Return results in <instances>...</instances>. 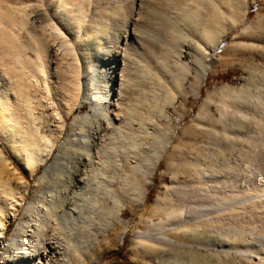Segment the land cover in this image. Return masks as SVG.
Listing matches in <instances>:
<instances>
[{
  "label": "rangeland",
  "instance_id": "rangeland-1",
  "mask_svg": "<svg viewBox=\"0 0 264 264\" xmlns=\"http://www.w3.org/2000/svg\"><path fill=\"white\" fill-rule=\"evenodd\" d=\"M26 1L29 2L30 20L35 19L37 12L46 11L42 0ZM114 1L106 0L105 4L101 1L97 9L92 7L91 12L95 9L96 13L106 12ZM122 1V14L107 21L106 37L103 36L91 58L93 67L88 70L90 87L99 91L109 80L111 93H116L120 83L116 67H120L122 62L115 67L111 59L115 54L122 55L123 50L127 51L129 55L125 59L128 64L125 59L124 63L132 76H147V87L162 85L159 95L161 104L153 110V118L146 129L152 134V143L144 151L140 149L142 156L138 155L135 161L120 156L113 168H105L106 171L92 169L87 173L86 181L83 180L85 184L81 182L79 187L72 186L67 182L69 166L74 161V152L84 147L81 141L85 133L78 136V122L90 123L87 117L97 112L98 105L87 86L81 90L75 109L66 118L59 111L56 98L48 94L45 84L39 81L40 92L37 93V101L32 100L31 106L42 114V118L33 123L30 121L29 128L35 126L38 137L50 140L54 148L47 161L31 173L23 164L29 154L23 151L17 155L0 141V185L7 187L6 195L10 197L5 209L15 210L12 216L5 214L7 222L0 229V264L16 263L13 258L19 253L16 247L22 245L21 228L29 222L30 216L38 215L41 204L51 206L45 240L54 242L55 249L40 259L35 256L34 264H180L181 255L190 250L215 263L216 228L202 229L204 233L199 228L197 232L201 236L198 233L193 236L192 232H187L183 237L168 235L172 246H163L165 251L161 254L146 252L147 244L157 246L153 237L148 240L143 236V232L154 234L160 228L153 226L162 217L153 214L155 201L167 191L177 193L179 190L184 193V198L186 196L185 199L181 198L188 202L182 201L187 205L184 208L186 211L193 200L195 203L203 200L201 195L205 198L221 192L237 193L264 188L263 106L250 103L246 111L243 109L247 113V119L241 120L243 129L231 124L230 114L224 115L222 112L225 104L222 94L246 85L251 74L256 81L252 80L254 87L250 85L249 88L251 95L256 94L252 95V99L264 100V0H216L220 7L229 10L237 26L225 34L224 42L216 49L213 59L207 62L209 68L203 81L199 80L202 62L191 59L187 61V72L180 71L178 80H172L170 75L161 71L149 51H155L156 46L164 41L166 22L151 15L146 3L141 5L138 0ZM102 3H107L106 8ZM126 13H131V19L139 14L146 20L147 28L144 31L147 32L143 37L138 35L139 32L133 37L131 19L128 22L123 20ZM123 22L127 23V27ZM45 28V33L50 35V69L57 63L62 71L64 66L60 59L64 52L59 46L62 39L68 37L62 30L63 35L57 37L54 29L49 26ZM125 28L128 36L124 35ZM21 39L29 41L25 32ZM79 43L75 42L73 51L80 63ZM30 56L35 58L34 55ZM66 58L72 60L71 57ZM111 70L113 76L110 78L108 72ZM60 75L58 80L52 75V84H62V73ZM57 131L59 135L54 141ZM143 133L142 130L139 135ZM227 142L233 146L228 148ZM196 169H203L206 174L201 175ZM4 212L0 199V214ZM41 222L39 219L40 226ZM166 225L177 231L174 224ZM13 238L17 240L16 246L12 244ZM12 251H15L14 256L10 257Z\"/></svg>",
  "mask_w": 264,
  "mask_h": 264
},
{
  "label": "bare ground",
  "instance_id": "bare-ground-1",
  "mask_svg": "<svg viewBox=\"0 0 264 264\" xmlns=\"http://www.w3.org/2000/svg\"><path fill=\"white\" fill-rule=\"evenodd\" d=\"M42 1L46 11L37 12L35 19L30 20L28 1L20 0V2L10 3L0 0V141L17 155L23 151L27 152L29 158L23 164L32 173L37 166L47 161L54 148L50 140L38 137L34 125H32L34 127L30 125L32 128H29L30 121L33 123L36 119L42 118V114L31 106L32 100H36L37 93L40 92L38 82L42 81L46 92L56 98L57 107L66 118L75 109L81 90L89 86L90 95L94 97L98 110L93 116L87 117L90 123L78 122V133H76L78 136L85 133L81 141L84 147L74 152L75 158L69 166V180H67L72 186H78L92 169L106 171L105 168L107 170L109 167L113 168L118 164L120 156L127 159L133 158L134 161L138 155L142 156L139 154L140 149L144 151L152 143V134L146 129L153 118V110L161 104L159 95L162 92V85L152 82L153 85L147 87L145 84L148 81L147 76H132L128 66L125 65L127 63L125 57L129 54L122 48L123 54H115L111 59L115 67L122 62L120 67H116L120 78L116 93H111L109 80L103 83L104 85L100 88L102 90L94 91L90 87L91 79L88 76V70L93 67L91 58L105 36L107 21L122 14L120 11L122 0L112 2L108 11L106 10L108 13L104 10L105 13L100 11L96 13L98 4L101 1L105 4L106 0ZM138 1L141 5L146 3V8L148 7L151 15L158 16L166 22L163 32L164 41L156 46L155 51H149L152 60L160 70L170 75L172 80H178L180 71L187 72V61L191 59L197 63L202 62L203 70L198 75L199 80L203 81L209 68L207 62L213 59L225 34L237 26V21L230 15L229 10L220 7L216 0ZM106 5H104L105 8ZM93 6L96 8L93 11L94 14L91 12ZM130 14L126 13L123 19L125 22L131 19ZM145 21L139 14L131 19L133 37L138 32L141 36L147 32L144 31L147 28ZM46 26L54 29L55 36L63 35L64 32L68 37L65 40L62 39L59 46L65 53L60 59L64 66L62 71L57 63L50 69L51 57L48 52L50 35L45 33ZM24 32L29 39L27 42L21 39ZM123 32L125 36H128L126 28ZM76 41L80 42V63L76 60V53L73 51ZM30 54L35 58H31ZM66 57H71L72 60ZM63 61L66 63L64 64ZM112 71L108 72L110 78L113 76ZM61 73L62 84L59 85L58 82L56 85L52 84V75H55L58 80ZM251 76L252 74L248 77L246 85L232 91L226 90L222 94L225 102L222 112L224 115L230 114L233 122L231 124L237 128L241 127L242 119H247V113L245 114L243 109L245 110L248 104H259L264 108V100H253L252 95L255 93L250 94V85L252 80L255 81V78L252 79L253 76ZM256 87L260 88V86ZM86 97L84 99H87ZM84 119L85 117L82 118ZM141 129L144 131L143 135H139V133L142 134ZM58 135L59 131L54 141ZM238 138L240 140L241 137ZM231 146L233 145H227L228 148ZM197 171L201 175L205 173L203 169ZM2 185H0V199L5 212L1 213L3 215L0 214V229H3L7 222L5 214L9 216L15 214V210L5 209L10 197L6 195L7 187ZM171 193L167 191L163 197H158L155 201L153 214L158 215L159 218L162 217L157 223L152 224L160 228L158 230L154 228L157 230L154 234L143 232V236L148 240L153 237L158 246L155 244L156 247H153L147 244L145 250L148 254H161L165 251L163 246H172V240H168V235L183 237L187 235V232H192L194 236V233L199 234V231L197 232L199 228L201 230L216 228L215 263L199 257L196 251L190 250L181 255L180 264H264V188H253L237 193L216 192L215 195H208V198L201 195L203 200L197 203L193 200V204L189 203L191 205L186 211L185 203L188 202L182 200L186 198V196L183 197L184 193L179 190L177 193L175 191ZM50 207L48 204H41L38 215L30 216L29 222L21 228L22 245L16 247L19 253L13 258L16 260L14 264H34L32 262L35 256L40 259L54 251L55 243L45 240V231L50 220ZM39 219L42 220L41 226L38 224ZM168 223L174 224L177 231L167 227ZM16 242L17 240L13 238L12 244L16 246ZM14 252L12 251L13 255L10 257L14 256Z\"/></svg>",
  "mask_w": 264,
  "mask_h": 264
},
{
  "label": "trees",
  "instance_id": "trees-1",
  "mask_svg": "<svg viewBox=\"0 0 264 264\" xmlns=\"http://www.w3.org/2000/svg\"><path fill=\"white\" fill-rule=\"evenodd\" d=\"M224 42V39L222 40V42H221V44ZM221 44H219V45H221Z\"/></svg>",
  "mask_w": 264,
  "mask_h": 264
}]
</instances>
